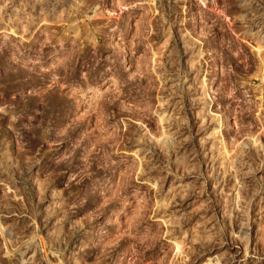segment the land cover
<instances>
[{
  "label": "rangeland",
  "instance_id": "1",
  "mask_svg": "<svg viewBox=\"0 0 264 264\" xmlns=\"http://www.w3.org/2000/svg\"><path fill=\"white\" fill-rule=\"evenodd\" d=\"M0 264H264V0H0Z\"/></svg>",
  "mask_w": 264,
  "mask_h": 264
}]
</instances>
